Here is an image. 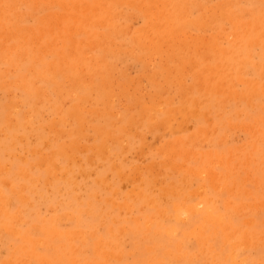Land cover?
I'll return each instance as SVG.
<instances>
[{"label": "rangeland", "instance_id": "obj_1", "mask_svg": "<svg viewBox=\"0 0 264 264\" xmlns=\"http://www.w3.org/2000/svg\"><path fill=\"white\" fill-rule=\"evenodd\" d=\"M0 5V264H264V0Z\"/></svg>", "mask_w": 264, "mask_h": 264}, {"label": "bare ground", "instance_id": "obj_2", "mask_svg": "<svg viewBox=\"0 0 264 264\" xmlns=\"http://www.w3.org/2000/svg\"><path fill=\"white\" fill-rule=\"evenodd\" d=\"M140 5H142V4H140ZM0 6H1V5H0ZM66 6H67V5H66ZM66 6H65V7H66ZM65 7H64V8H65ZM5 8H6V7H5ZM64 8H63V9H64ZM75 8H77V7H75ZM1 9H2V8H1ZM1 9H0V12H2V10H3V9H2V10H1ZM67 10L70 11V10H71L70 7H69V9H66V8H65V12H66ZM6 11H7V9L5 10V12H6ZM67 13H68V12H67ZM0 14H4V12H3V13H0ZM5 14H6V13H5ZM67 15H68V14H66V16H67ZM149 15H151V13H150ZM4 16H5V15H4ZM57 16H58V15H57ZM62 16H64V15H62ZM55 18H57V17L55 16ZM64 18H65V17H64ZM57 19H58V18H57ZM59 19H60V17H59ZM61 21H63V20H61ZM61 21H60V24H62ZM0 23H1V22H0ZM1 25H2V24H1ZM58 25H59V24H58ZM75 25H76V24H75ZM17 27H18V26H17ZM59 27H60V26H58V28H59ZM67 27H68V26H67ZM71 27L73 28V24H72V26H70V28H71ZM70 28H69V29L67 28V30H69V31H68V32H69L68 35H69V36H70V35L72 36L73 33L71 32ZM16 29L18 30V28H16ZM147 30H148V28H147L146 30H143V32H144V31H147ZM171 30H172V29H171ZM175 30H177V28H176ZM178 30H181V29H178ZM1 32H2V31H1ZM3 32H4V30H3ZM70 32H71V33H70ZM149 32H150V31H149ZM149 32H148V33L145 32V34L147 33L146 36L149 34ZM175 32H176V34H177V31H175ZM150 33H151V32H150ZM168 33L171 34V32H169V31H168ZM168 33H167V36H170V37H171L172 34H171V35H170V34L168 35ZM178 33H179V32H178ZM145 34H144V35H145ZM25 36H26V35H25ZM25 36H24V37H25ZM69 36H68V37H69ZM138 36H139V35H138ZM149 36H150V35H149ZM167 36H166V38H167ZM176 36H177V35H176ZM190 36H191V35H190ZM4 37H5V36H3V37H1V38L4 39ZM12 37H13V36H12ZM24 37H23V38H24ZM140 37H142V35H141ZM170 37H169V40H170ZM183 37H186V35L183 34ZM188 37H189V36H188ZM191 37H192V36H191ZM5 38H6V37H5ZM7 38H8V37H7ZM20 38H21V36H20ZM143 38H145V37L143 36ZM166 38H165L164 40H166ZM174 38H175V37H174ZM177 38H178V37H176L174 40H176ZM138 39H139V38H138ZM138 39H137V41H138ZM149 39H152V38H149ZM184 39H185V38H182V40H181V44H182V42H183ZM194 39H196V38H194ZM194 39H192V40H193V43H194ZM152 40H153V39H152ZM190 40H191V39H190ZM4 41H6V40L4 39ZM4 41H3V43H4ZM162 41H163V40H162ZM172 41H173V40H172ZM176 41H177V40H176ZM185 41H186V40H184V42H185ZM187 41H188V40H187ZM196 41H197V40H196ZM196 41H195V42H196ZM30 42H31V41H30ZM30 42H29V43H30ZM33 42H34V44H35V41H33ZM159 42H161V40H160ZM168 42H170V41H168ZM168 42H167V40H166V43H165V44H167ZM177 42H178V41H177ZM188 42H190V41H188ZM200 42H201V41H200ZM212 42H213V41H212ZM29 43H28V44H29ZM175 43H176V42H175ZM197 43H198V42H197ZM204 43H205V42H203V44H204ZM75 44H76V43H75ZM79 44H80V43H79ZM79 44H78V46H80L82 43H81L80 45H79ZM160 44L162 45V43H160ZM169 44H170V43H169ZM169 44H168V45H169ZM179 44H180V41H179L178 45H179ZM183 44H184V43H183ZM191 44H192V43H191ZM195 44H196V43H195ZM201 44H202V42L199 43V46H202V45H203V44H202V45H201ZM82 45H83V44H82ZM161 45H160V46H161ZM168 45H166L167 48H169ZM173 45H175V44L173 43ZM173 45H172V46H173ZM178 45H175V46H178ZM73 46H74V45H73ZM87 46H88V45H87ZM96 46H97V45H96ZM175 46H174L173 48H170V49H172V50L174 49L176 53L182 54V53H180L181 50H179V52H177L178 49H180V48H177V51H176V47H175ZM179 46H180V45H179ZM179 46H178V47H179ZM182 46H183V45H182ZM182 46H181V47H182ZM194 46H195V45H194ZM199 46L197 45L198 48H200ZM208 46H209V44H208ZM1 47L3 48L2 45H1ZM1 47H0V48H1ZM81 47H84V46H81ZM81 47H80V48H81ZM186 47H187V46H186ZM192 47H193V45H192ZM195 47H196V46H195ZM213 47H214V46H213ZM76 48H77V47L75 46V49H76ZM150 48H151V47H150ZM167 48H166V49H167ZM182 48H183V47H182ZM184 48H185V47H184ZM193 48H194V47H193ZM193 48H191V49H193ZM209 48H210V47H209ZM209 48H208V49H209ZM147 49H148V47H147ZM187 49H188V48H187ZM187 49H186L185 51H187ZM210 49H211V48H210ZM174 50H173V51H174ZM188 50L190 51V49H188ZM195 50H196V48H195ZM74 51H75V50H74ZM76 51H77L76 53L78 54L79 51H80V50H79V47L76 49ZM166 51H167V50H166ZM169 52H171V51H169ZM181 52H182V51H181ZM197 52H198V51H197ZM171 53H172V52H171ZM171 53H170V54H171ZM61 54H62V53H61ZM70 54H71V53H70ZM77 54H75L73 57L75 58V56H77ZM80 54H81V53H80ZM167 54H168V56H169V53H167ZM179 54H178V57H180ZM171 55H172V54H171ZM174 55H175V53H174ZM174 55H173V56H174ZM78 56H79V54H78ZM71 57H72V56H71ZM166 57H167V55H166ZM78 58H79V57H78ZM78 58H77V59H78ZM167 58H168V57H167ZM171 58H172V57H171ZM180 58H181V57H180ZM65 59H66V57H65ZM65 59H64V60H65ZM172 59H174V58H172ZM177 59H178V58L176 57V60H177ZM75 60H76V59H75ZM166 60H167V59L165 58V61H166ZM168 60H169V58H168ZM168 60H167V61H168ZM180 60H181V59H180ZM183 60H184V59H183ZM163 61H164V60H163ZM167 61H166V62H167ZM171 61H172V60H171ZM174 61H175V60H174ZM181 61H182V60H181ZM64 62H65V61H64ZM66 63H68V62H66ZM159 63H160V62H159ZM176 63H177V62H176ZM180 63H181V62H180ZM183 63H184V61H183ZM166 65H167V64H166ZM178 65H180V64L178 63ZM164 66H165V63H164ZM181 68H182V67H181ZM166 70H167V69H166ZM177 70H179V69H177ZM177 70H176V71H177ZM166 72H167V71H166ZM164 74H166V73H164ZM164 74H163V75H164ZM154 75H155V74L152 75V78L155 77ZM161 75H162V74H161ZM166 75H167V74H166ZM195 75H197V74H195ZM147 76H150V75L147 74ZM169 76H173V75L165 76V78H167V77H169ZM197 76H200V78H201L202 75H197ZM192 77L194 78L195 76L192 75ZM148 78H151V76L148 77ZM152 78H151V79H152ZM195 78H196V77H195ZM195 78H194V80H196ZM198 78H199V77H198ZM200 78H199V79H200ZM159 79H160V78H159ZM172 79H173V78H172ZM174 79H175V77H174ZM155 80H157V78H155ZM170 81H171V80H170ZM153 82H155V81H153ZM157 82H158V81H157ZM157 82H156V84H157ZM193 82H194V81H193ZM197 82L199 83V81H197ZM201 82H202V81H201ZM162 83H163V82H162ZM166 83H170V82H167V81H166ZM172 83H174V82H171V84H172ZM191 83H192V82H191ZM156 84H155V86H157ZM160 84H161V83H160ZM164 84H165V81H164ZM177 84H180V83H177ZM201 84H202V83H201ZM161 85H162V84H161ZM165 85L168 86V84H165ZM172 85H173V84H172ZM175 85H176V80H175ZM195 85H196V84H195ZM202 85H204V84H202ZM202 85H201V86H202ZM198 86H199V85H198ZM159 87H160V85H159ZM105 88H106V87H105ZM166 88H167V87H166ZM180 88H181V87H180ZM188 88H189V87H188ZM188 88H187V89H188ZM106 89H107V88H106ZM162 89L165 90V88H161V90H162ZM196 89H197V88H196ZM183 90H184V89H183ZM189 90H190V88H189ZM159 91H160V89H159ZM165 91L167 92V90H165ZM165 91H163V93H164ZM153 92H155V91H153ZM160 92L162 93V91H160ZM166 92H165V93H166ZM169 92H170V91H169ZM125 93H126V92H125ZM156 93H157V92H156ZM179 93H180V92H179ZM127 94H128V92H127ZM127 94H125V95H127ZM129 94H130V93H129ZM158 94H160V93H158ZM160 95H161V94H160ZM160 95H159V97H161ZM176 95H177V94H176ZM178 95H179V94H178ZM181 95H182V94H180V96H181ZM183 95H184V94H183ZM185 95H186V94H185ZM154 97H155V95H154ZM154 97H153V98H154ZM168 97H169V96H168ZM185 97H186V96H185ZM153 98H152V99H153ZM182 98H183V97H182ZM159 99H160V98L157 97L156 100H159ZM168 99H169V98H168ZM179 99H180V98H179ZM179 99H178V100H179ZM184 99H185V98H184ZM138 101H139V100H138ZM165 101H166V100H165ZM170 101H171V100H170ZM180 101H181V100H180ZM136 102H137V101H136ZM136 102H135V103H136ZM139 102H140V101H139ZM139 102H138V103H139ZM148 102H149V101H148ZM158 102H159V103H158ZM158 102H157V103L160 104V102H162V101H158ZM166 102H169V101H166ZM194 102H195V101H194ZM140 103H141V102H140ZM140 103H139V104H140ZM155 103H156V102H155ZM155 103H153V104H155ZM157 103H156V104H157ZM156 104H155V105H156ZM168 104H169V103H168ZM181 104H184V103L182 102ZM192 104H195V103H193V101H192ZM146 105H147V104H146ZM150 105H151V106H149V107L151 108V107H152V104H150ZM135 106H136V105H135ZM160 106H161V105H160ZM160 106L158 105V107H160ZM136 107H137V106H136ZM146 107H148V106H146ZM153 107H155V106H153ZM156 107H157V106H156ZM179 107H181V106H179ZM183 107H184V106H183ZM141 108H142V107H141ZM144 108H145V105H144ZM144 108H142V110H140V111H144ZM150 108H149V109H150ZM161 108H162V107H161ZM184 108H185V107H184ZM184 108H183V109H184ZM147 109H148V108H147ZM151 109H153L154 111L156 110L155 108H151ZM158 109L161 110L160 108H158ZM158 109H157V110H158ZM174 109H175V111H176V108H174ZM174 109H173L172 111H174ZM181 109H182V108H181ZM181 109H180V110H181ZM183 109H182V110H183ZM153 110H152V111H153ZM138 111H139V109H138ZM147 111H148V110H147ZM147 111H146V112H147ZM172 111H169V112L172 113ZM189 111H191V109H189ZM148 112H149V111H148ZM142 113H144V112H142ZM166 113H167V112H166ZM177 113H178V112H177ZM188 113H189V112H188ZM146 114H147V113H146ZM148 114L153 115L152 112H150V113H148ZM167 114H168V113H167ZM143 115H145V114H143ZM151 115H150V116H151ZM134 116H135V115H134ZM138 116H140V115H138ZM146 116H148V115H146ZM170 116H172V114H171ZM173 116H174V115H173ZM28 118H29V117H28ZM150 118H151V117H150ZM154 118H155V117H154ZM172 118H175V117H172ZM25 119H27V118H25ZM147 119H149V117H148ZM165 120H166V119H165ZM167 120H168V119H167ZM26 122H28V121H26ZM163 123H164V122H163ZM118 136H119V135H118ZM72 142H73V141H72ZM102 143H103V142H102ZM168 143H169V142H168ZM170 145H171V143H170ZM69 147L71 148V146H69ZM89 147H90V146H89ZM92 147H93V146H92ZM168 147H169V146H168ZM100 149H101V148H100ZM104 149H105V146H104ZM177 150H178V149H177ZM177 150L175 149L174 151L176 152ZM99 151H100V150H99ZM102 151H103V150H102ZM104 151H105V150H104ZM161 151H162V150H161ZM31 152H32V150H31ZM57 152H58V151H57ZM61 152H62V154H63L64 151H61ZM175 152H174V153H175ZM179 153H180V151H179ZM65 154H66V153H65ZM99 154H100V153H99ZM58 155H59V153H58ZM172 155H173V154H172ZM66 156H67V155H66ZM171 157H172V156H171ZM184 157H185V156H184ZM171 161H172V160H171ZM152 162H153V161H152ZM152 162H151V163H152ZM226 162H227V160H226ZM151 163H150V164H151ZM49 164H50V163H49ZM51 164H53V162H52ZM51 164H50V165H51ZM169 164H170V163H169ZM171 164H173V163H171ZM54 165H55V164H53V166H54ZM112 165H113V164H112ZM148 165H149V164H148ZM151 165H152V164H151ZM165 165H168V164H165ZM174 165H175V164H174ZM180 165H181V164H180ZM53 166L51 165V167H53ZM161 166H163V165H161ZM181 166H183V165H181ZM55 167H56V165L54 166V168H55ZM57 167H58V166H57ZM57 167H56V169H57ZM111 167H112V166H111ZM113 167H115V166H113ZM58 168H59V167H58ZM148 168H149V167H148ZM181 168H182V167H181ZM6 169H7V168H6ZM56 169H54V170H56ZM49 170H50V169H49ZM140 170H141V169H140ZM189 170H190V169H189ZM56 171H57V170H56ZM118 171H119V170H118ZM5 172H6V170H5ZM52 172H53V171H52ZM47 173H48V172H47ZM56 173H57V172H56ZM63 173H64V172H63ZM81 173H82V172H81ZM64 174H65V173H64ZM82 174H83V173H82ZM90 174H91V173H90ZM198 174H199V173H198ZM153 175H154V174H153ZM192 175H193V172H192ZM214 175H215V173H214ZM214 175L212 174V176H214ZM59 176H61V175H59ZM73 176H74V175H73ZM124 176H125V175H124ZM54 177H56V175H55ZM106 177H107V176H106ZM130 177H131V176H130ZM132 177H133V176H132ZM140 177H141V176H140ZM214 177H215V176H214ZM120 178H121V177H120ZM211 178H213V177H211ZM211 178H210V179H211ZM51 179H52V178H51ZM131 179H132V178H131ZM247 179H248V178H247ZM37 180H38V179H37ZM6 181L8 182V180H6ZM6 181H5V182H6ZM127 181H129V180L127 179ZM133 181H134V180H133ZM182 181L184 182L183 179H182ZM211 181H212V180H211ZM5 182H4V183H5ZM45 182H47V181H45ZM129 182H130V181H129ZM154 182H155V181H154ZM8 183H9V182H8ZM155 183H156V182H155ZM212 183H213V181H212ZM44 184H45V183H44ZM171 184H173V183H171ZM122 185H123V184H122ZM211 185H214V183L211 184ZM215 185H216V184H215ZM216 186H217V185H216ZM10 187H11V186H10ZM28 188H29V187H28ZM170 188H171V187H170ZM215 188L217 189V187H215ZM220 188H221V187H220ZM220 188H219V189H220ZM225 188L229 189L228 187H225ZM10 189H11V188H10ZM22 189H23V188H22ZM22 189H21V190H22ZM134 189H135V188H134ZM130 190H131V189H130ZM130 190H129V191H130ZM167 190H168V189H167ZM169 190H170V189H169ZM175 190H176V188H175ZM220 190H221V189H220ZM13 191H14V190H13ZM13 191H11V193H12ZM177 191H178V190H177ZM195 191H196V190H195ZM195 191H194V192H195ZM130 192H131V191H130ZM132 192H133V194H134L133 189H132ZM135 192H136V191H135ZM171 192H174V191H171ZM179 192H180V190H179ZM197 192H198V191H197ZM197 192H196V193H197ZM232 192H233V191H232ZM0 193H1V191H0ZM17 193H20V192L18 191V192H16V194H17ZM198 193L200 194V192H198ZM138 194H140V192H139ZM172 194H173V193H172ZM199 194H198V195H199ZM231 194H232V193H231ZM1 195H3V194H1ZM162 195H164V194H162ZM192 195H193V194H191V196H192ZM23 196H24V195H23ZM23 196H21V197H23ZM132 196H133V195H132ZM132 196H131V197H132ZM201 196H202V195H201ZM201 196H200V198H201ZM203 196H204V195H203ZM2 197H3V196H2ZM21 197H20L21 200L24 199V197H23V198H21ZM75 197H76V196H75ZM78 197H79V196H78ZM226 197H227V196H226ZM17 198H18V197H17ZM26 198H27V197H26ZM26 198H25V199H26ZM200 198H199V199H200ZM1 199H2V198H1ZM4 199H6V198H4ZM4 199H2V200H3L2 202H4V203H5L6 201H9V200H10V199L8 198V199H6V200L4 201ZM184 199L186 200V198H184ZM204 199H205V198H204ZM106 200H107V199H106ZM152 200H153V199H152ZM163 200H164V199H163ZM208 200H209V198H208ZM208 200H207V201H208ZM225 200H226V199H225ZM181 201H182V200H181ZM198 201H199V200H198ZM226 201H227V200H226ZM229 201H230V200H228V202H229ZM22 202H23V201H22ZM149 202H150V201H149ZM8 203H9V202H8ZM172 203H174V202H172ZM199 203H200V202H199ZM229 203H230V202H229ZM1 204L3 205V203H1ZM6 204H7V203H5V205H6ZM28 204H29V203H28ZM151 204H152V202H151ZM225 204H226V203H225ZM230 204H231V203H230ZM29 205H31V204H29ZM126 205H127V202H126L125 206H126ZM128 205H129V204H128ZM130 205H131V204H130ZM130 205H129V206H130ZM149 205H150V204H149ZM182 205H184V204L182 203ZM185 205H188V204H185ZM199 205H201V204H199ZM199 205H198V207L196 206V204H195L194 206H196V209H197V208H199ZM49 206H50V204H49ZM119 206H120V204H119ZM129 206H128V207H129ZM178 206H180V204H177V207H178ZM229 206H230V205H229ZM0 207H1V205H0ZM126 207H127V206H126ZM180 207H181V206H180ZM185 207H186V206H185ZM189 207H192V206L190 205ZM205 207H206V206H205ZM205 207H204V208H205ZM225 207H227V206H225ZM240 207H241V206H240ZM258 207L260 208V206H258ZM157 208H158V207H157ZM182 208H184V207L182 206ZM192 208L195 209L194 207H192ZM206 208H207V207H206ZM206 208H205V209H206ZM208 208H209V207H208ZM208 208H207V209H208ZM1 209H2V207H1ZM1 209H0V211H1ZM3 209H4V208H3ZM5 209H6V208H5ZM41 209H42V208H41ZM126 209H127V208H126ZM174 209H175V208H174ZM179 209H180V208H179ZM196 209H195V210H196ZM199 209H200V208H199ZM209 209H211V208H209ZM235 209H236V207H235ZM256 209H257L258 211H260V209H258V208H256ZM47 210H48V208H47ZM85 210H86V209H85ZM158 210H160V209L158 208ZM183 210H185V208H184ZM186 210H188V209H186ZM3 211H5V210H3ZM119 211H120V209H119ZM189 211H190V210H189ZM192 211H193V210H192ZM192 211H191V213L195 212V211H193V212H192ZM14 212H15V211H14ZM90 212H91V211H90ZM159 212H161V211H159ZM185 212H186V211H185ZM197 212H198V209H197ZM199 212H200V210H199ZM206 212L209 213L210 211H209V212L206 211ZM232 212H233V211H232ZM237 212H238V211H236V213H237ZM240 212H241V210H240ZM246 212H247V211H246ZM246 212H245V213H246ZM5 213H6V212H5ZM162 213H164V211H163ZM180 213H181V212H180ZM195 213H196V212H195ZM216 213H217V212H216ZM229 213H230V212H229ZM241 213H242V212H241ZM245 213H244V214H245ZM6 214H7V213H6ZM13 214H14V213H13ZM158 214H159V213H158ZM183 214L185 215V213H183ZM205 214H206V213H205ZM210 214H211V213H210ZM218 214H219V213H218ZM9 215H10V214H9ZM14 215L17 216L16 213H15ZM14 215H13V216L10 215L9 217L17 218V217H14ZM162 215H164V214H161V213H160V217H161ZM206 215H207V214H206ZM206 215H205V216H206ZM220 215H222V214L220 213ZM237 215H239V214H237ZM18 216H20V215H18ZM67 216H68V215H67ZM168 216H170V215H168ZM181 216H182V215H181ZM207 216L210 218L209 215H207ZM211 216H212V215H211ZM214 216H215V215H214ZM217 216H218V215H217ZM217 216L215 217L216 219H217V218L219 219L220 217H222V216H220V217H219V216L217 217ZM176 217H177V215H176ZM182 217H183V216H182ZM182 217H181V219H183ZM203 217H204V216H203ZM42 218H43V217H42ZM178 218H180V215H178ZM17 219H20V218H17ZM21 219H22V218H21ZM218 219H217V220H218ZM0 220H1V219H0ZM12 220L15 221V219H11V218H10V221H12ZM23 220H24V219H23ZM55 220H56V219H55ZM136 220H137V219H136ZM136 220H135V221H136ZM179 220H180V219H179ZM205 220H206V219H205V217H204V220H202V222L205 221ZM209 220H211V218H210ZM209 220H207V221H209ZM213 220H214V219H213ZM213 220H211L210 222H211V223H212V222L216 223L215 220H214V221H213ZM217 220H216V221H217ZM220 220H222V218H221ZM249 220H250V219H249ZM1 221H2V220H1ZM10 221H9V222H10ZM19 221H22V220H19ZM19 221L17 220V222H19ZM47 221H50V220H47ZM56 221H57V220H56ZM56 221H55V222H56ZM183 221H184V220H183ZM250 221H252V220H250ZM15 222H16V221H15ZM15 222H14V223H15ZM50 222H51V221H50ZM149 222H150V221H149ZM149 222H146V223H149ZM205 222H206V221H205ZM4 223H5V221H4ZM150 223H151V222H150ZM199 223H201L200 220H199ZM199 223H198V224H199ZM5 224H6V223H5ZM11 224H13V223L11 222ZM17 224H18V223H17ZM201 224H202V223H201ZM203 224H204V223H203ZM203 224H202V225H203ZM219 224H220V221H219ZM47 225H48V223H47ZM57 225H58V224H57ZM196 225H197V224H196ZM217 225H218V224H217ZM220 225H221V224H220ZM226 225H227V224H226ZM226 225H224V226H225V227H228V225H227V226H226ZM0 226H1V224H0ZM7 226H8V225H6V227H7ZM10 226H11V225H10ZM12 226H14V225H12ZM147 226H148V224H147ZM197 226H199V225H197ZM224 226H223V228H224ZM32 227H33V226H32ZM122 227H123V225H122ZM137 227H138V226H137ZM195 227H196V226H195ZM201 227L204 228L203 226H201ZM201 227H200V228H201ZM218 227H220V226L218 225ZM223 228H222V229H223ZM0 229H1V228H0ZM4 229H5V228H4ZM15 229H17V227H15ZM26 229H28V228H26ZM26 229H25V230H26ZM30 229H31V228H30ZM30 229H29V230H30ZM40 229H41V228H40ZM46 229H47V228H46ZM49 229H51V228L49 227ZM122 229H123V228H122ZM128 229H129V228H128ZM130 229H131V228H130ZM166 229H167V228H166ZM172 229H173V227H172ZM6 230H7V229H6ZM6 230H5V231H6ZM18 230H19V229H18ZM29 230H28V232L26 231V233H29ZM34 230H36V229L34 228ZM43 230H44V229H42L41 232H42ZM120 230H121V229H120ZM192 230H194V229H192ZM213 230H214V229H213ZM224 230H225V229H224ZM226 230H227V229H226ZM233 230H234V229H233ZM80 231H81V230H80ZM165 231H166V230H165ZM190 231H191V230H190ZM196 231H197V233H198V230H196ZM209 231H210V230H209ZM8 232H9V231H8ZM15 232H16V231H15ZM18 232H19V231H18ZM48 232H49V231H48ZM55 232H56V231H54L53 233L55 234ZM166 232H168V229H167ZM173 232H174V229L172 230V233H173ZM182 232H183V231H182ZM214 232H215V230H214ZM214 232H213V233H214ZM45 233H46V232H45ZM50 233H51V231H50ZM56 233H57V232H56ZM77 233H78V232H77ZM79 233H80V232H79ZM90 233H91V232H90ZM92 233H94V232H92ZM119 233H122V232L119 231ZM142 233H143V232H142ZM188 233H189V230H188ZM199 233H200V232H199ZM201 233H202V232H201ZM201 233H200V235L203 234V233H202V234H201ZM220 233H222V232H220ZM229 233H230V232H229ZM243 233H244V231H243ZM243 233H242V234H243ZM9 234H10V232H9ZM11 234H12V233H11ZM47 234H48V233H47ZM54 234L51 233V235H54ZM74 234H75V233H74ZM110 234H111V233H110ZM134 234H135V232H134ZM182 234H184V232H183ZM193 234H196V233L194 232ZM26 235H27V234H26ZM26 235H25V236H26ZM28 235H29V234H28ZM51 235H50V236H51ZM72 235H73V234H72ZM77 235H79V234H77ZM80 235H82V234H80ZM83 235H84V234H83ZM122 235H123V233H122ZM184 235H185V234H184ZM227 235H229V234L227 233ZM227 235H226V236H227ZM231 235H232V233H231ZM231 235H230V237H231ZM243 235L245 236V234H243ZM46 236H47V235H46ZM50 236H49V237H50ZM69 236H70V235H69ZM85 236H86V235H85ZM85 236H83V237H85ZM91 236H92V235H91ZM118 236H119V234L117 235V237H118ZM189 236H192V235L189 234ZM193 236H194V235H193ZM197 236L199 237V235L196 234V237H197ZM23 237H24V236H23ZM27 237H28V236H27ZM65 237H66V235H65ZM74 237H76V236H74ZM74 237H71V238H74ZM81 237H82V236H81ZM81 237H80V240L83 239V238H81ZM187 237H188V235H187ZM227 237H229V236H227ZM25 238H26V237H24V240H28L29 237H28L27 239H25ZM85 238H86V237H85ZM115 238H116V236H115ZM118 238H119V237H118ZM139 238H140V240H141V237H139ZM201 238H202V237H201ZM245 238H247V236H246ZM245 238H244V239H245ZM120 239H121V238H120ZM120 239H118V240H119V241H118V244H119V243H122V241L120 242ZM122 239H123V238H122ZM125 239H126V238H125ZM184 239H185V238H184ZM186 239H187V238H186ZM190 239H191V238H190ZM204 239H205V238H204ZM226 239H227V238H226ZM231 239H232V238H230V240H231ZM22 240H23V238H22ZM29 240H31V239L29 238ZM179 240H180V239H179ZM198 240L201 242L202 239H201V240H200V239H197L196 241L199 242ZM39 241H41V240H39ZM39 241H37V242H38L37 245L40 244ZM44 241L47 242V240H45V239L43 238V242H44ZM82 241H83V240H82ZM183 241H184L183 243L186 244L185 240H183ZM222 241H223V239H222ZM224 241H225V240H224ZM224 241H223V242H224ZM226 241H228V240H226ZM240 241H242V239H240ZM247 241H248V239H247ZM23 242H24V241H23ZM28 242H31V241H28ZM105 242H106V241H105ZM176 242H177V241H176ZM203 242L205 243L206 241L204 240ZM243 242H244V241H243ZM245 242H246V241H245ZM33 243H35L34 245H36V242H35V241H33ZM33 243H32V244H33ZM106 243H108V242H106ZM183 243H182V244H183ZM240 243H241V242H240ZM44 244H45V242H44ZM201 244H202V243H201ZM230 244H232V243H230ZM234 244H236V242H234ZM234 244H233V245H234ZM238 244H239V242H238ZM242 244L245 245V243H241V245H242ZM22 245H23V243H22ZM40 245H41V244H40ZM116 245H117V244H116ZM198 245H199V244H198ZM241 245L239 244L238 246H240L241 249H242L244 246H241ZM19 246H20V245H19ZM19 246H18V247H19ZM32 246H33V245H32ZM45 246H46V244H45ZM98 246H100V245H98ZM180 246H181V244H180L179 246H178V244H177V249H178V247L180 248ZM230 246H231V245H230ZM245 246L247 247V245H245ZM23 247H25V246H23ZM33 247H34V246H33ZM33 247H32V250H33ZM93 247H95V246H93ZM115 247H116V246H115ZM115 247H114V248H115ZM200 247H201V246H200ZM202 247H203V245H202ZM231 247L234 248V247H236V246H231ZM20 248H21L22 250H24V249L22 248V246H20ZM34 248H35V247H34ZM75 248H76V247H75ZM75 248H73V251H75V250H74ZM12 249H13V248H12ZM76 249H78V248H76ZM147 249H149V247H148ZM199 249H200V248H199ZM209 249H210V248H209ZM30 250H31V249H30ZM32 250H31V251H32ZM67 250H68V249H67ZM67 250H66V251H67ZM97 250H98V248H97ZM97 250H95V251H97ZM178 250H179V249H178ZM230 250H231V249H230ZM66 251H65V252H66ZM199 251H200V250H199ZM201 251H202V249H201ZM203 251H204V250H203ZM65 252H64V253H65ZM71 252H72V251H71ZM171 252H173V251H171ZM183 252H186V251H183ZM230 252H231V251H230ZM72 253H73V252H72ZM72 253H71V254H72ZM175 253H176V252H175ZM178 253H179V252H178ZM178 253H177V254H178ZM198 253H199V252H198ZM236 253H237V252H236ZM236 253H235V254H236ZM238 253H239V251H238ZM71 254H70V255H71ZM97 254H98V253H97ZM103 254H105V253H103ZM103 254H102V256H103V257H106V256L103 255ZM166 254H167V252H166ZM168 254H170V253H168ZM172 254H174V253H172ZM215 254H216V253H215ZM215 254H214V255H215ZM231 254L234 255V254H233V251L231 252ZM20 255H21V254H19L18 256L20 257ZM30 255H31V254H30ZM30 255H29V256H30ZM118 255H119V254H118ZM118 255L116 254L115 257H117ZM178 255H179V254H178ZM178 255H177V256H178ZM180 255L182 256V254H180ZM193 255H194V253H193ZM212 255H213V254H212ZM15 256H16V255H15ZM21 256H22V255H21ZM29 256H28V257H29ZM32 256H37V254L34 253V255L32 254ZM109 256H111V255L109 254ZM172 256H173V255H172ZM174 256H175V254H174ZM174 256H173L172 258H174ZM190 256H192V253H191V255H188L189 260L192 259ZM16 257H17V256H16ZM28 257H27V259H28ZM52 257H53V256H52ZM118 257H120V256H118ZM225 257H226V256H225ZM66 258H67V257H66ZM106 258H108V256H107ZM178 258H179V257H178ZM190 258H191V259H190ZM203 258H204V257H203ZM17 259H18V258H17ZM21 259H22V258H21ZM23 259H24V258H23ZM25 259H26V258H25ZM38 259H39V257H38ZM42 259H44V258L42 257L41 260H42ZM182 259H183V258H182ZM187 259H188V258H187ZM194 259H195V258H194ZM194 259H192V261H193ZM197 259H198V258H197ZM206 259H207V258H206ZM48 260H49V259H48ZM105 260H107V259H105ZM168 260H169V259H168ZM189 260H187V261H189ZM233 260H234V259H233ZM242 260H243V259H242ZM242 260H241V262H240V260H239V263H237V264H240V263H243V264H244V262H242ZM7 261H8V260H7ZM16 261H17V260H15V262H16ZM18 261H20V260H18ZM25 261H26V260H25ZM27 261H29V260H27ZM38 261H39V260H38ZM46 261H47V260H46ZM84 261H85V260H84ZM176 261H177V258H176ZM176 261H175V262H176ZM212 261H213V260L211 259V262H212ZM231 261H232V260H231ZM231 261H230V262H231ZM235 261H236V260H235ZM3 262H4V260H3L1 263H3ZM12 262H13V261H12ZM12 262H10V264H11ZM23 262H24V260H22V263H23ZM39 262H40V261H39ZM41 262H43V261H41ZM71 262H72V261H71ZM211 262H210V263H211ZM232 262H233V261H232ZM232 262H231V263H232ZM47 263H49V262H47ZM102 263H104V262H102ZM150 263L152 264V262H150ZM7 264H8V263H7ZM40 264H42V263H40ZM73 264H74V263H73ZM87 264H88V263H87ZM96 264H97V263H96ZM233 264H234V263H233Z\"/></svg>", "mask_w": 264, "mask_h": 264}]
</instances>
